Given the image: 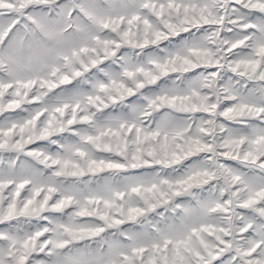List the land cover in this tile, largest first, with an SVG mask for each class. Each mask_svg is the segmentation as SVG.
Masks as SVG:
<instances>
[{"label": "snow or ice", "instance_id": "obj_1", "mask_svg": "<svg viewBox=\"0 0 264 264\" xmlns=\"http://www.w3.org/2000/svg\"><path fill=\"white\" fill-rule=\"evenodd\" d=\"M0 264H264V0H0Z\"/></svg>", "mask_w": 264, "mask_h": 264}]
</instances>
